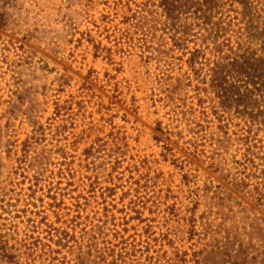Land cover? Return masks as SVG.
<instances>
[{
	"label": "rangeland",
	"instance_id": "374dc122",
	"mask_svg": "<svg viewBox=\"0 0 264 264\" xmlns=\"http://www.w3.org/2000/svg\"><path fill=\"white\" fill-rule=\"evenodd\" d=\"M168 1L0 0V264L263 253L264 80L225 98L201 13ZM248 6L218 17L261 36Z\"/></svg>",
	"mask_w": 264,
	"mask_h": 264
},
{
	"label": "trees",
	"instance_id": "16d2710c",
	"mask_svg": "<svg viewBox=\"0 0 264 264\" xmlns=\"http://www.w3.org/2000/svg\"><path fill=\"white\" fill-rule=\"evenodd\" d=\"M218 3L216 0H170L167 2V11L171 16H175L182 11L196 9L201 13L200 20L209 30V37L204 39L208 44L213 59L217 61L214 67L210 66V76L212 83L224 97H232L238 95L242 87L238 85H229L228 80H239L242 76H250L252 79L264 80V59L252 51V48L247 49V44H254L256 38H262L263 45L260 51L264 54V34L258 36L255 33L248 31V26H242V22L236 23L231 15H227L226 19H220L218 15L234 12V6L238 3L244 8L242 13L247 17L250 13L248 6L249 0H222ZM222 12V13H220ZM219 20L217 21L216 19ZM251 25L255 24L256 19L251 20ZM248 33L246 42L244 36ZM235 40V41H234ZM211 44V45H209ZM213 46V47H211ZM199 55L204 58L201 51L196 50L191 60V67L196 74H200L201 70H196ZM258 75V76H257ZM233 99V98H232ZM251 251H238L231 257L232 263L229 264H264V251L260 253L252 248ZM221 253H216V257L221 258ZM120 258V259H119ZM116 264H127L126 258L119 254L117 259H114Z\"/></svg>",
	"mask_w": 264,
	"mask_h": 264
}]
</instances>
